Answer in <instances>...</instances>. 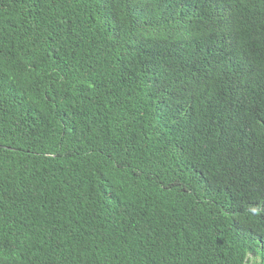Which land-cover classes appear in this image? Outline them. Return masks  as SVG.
Returning <instances> with one entry per match:
<instances>
[{
	"label": "trees",
	"instance_id": "1",
	"mask_svg": "<svg viewBox=\"0 0 264 264\" xmlns=\"http://www.w3.org/2000/svg\"><path fill=\"white\" fill-rule=\"evenodd\" d=\"M0 264H264V0H0Z\"/></svg>",
	"mask_w": 264,
	"mask_h": 264
}]
</instances>
